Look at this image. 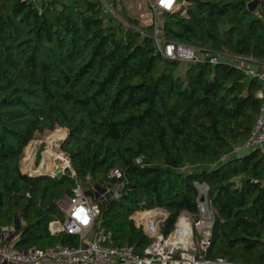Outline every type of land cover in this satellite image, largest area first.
<instances>
[{"label":"trees","instance_id":"1","mask_svg":"<svg viewBox=\"0 0 264 264\" xmlns=\"http://www.w3.org/2000/svg\"><path fill=\"white\" fill-rule=\"evenodd\" d=\"M251 1L186 0L164 13L161 36L262 63L264 0L255 13ZM105 16L99 0H52L41 12L0 0V229L14 227L20 249L79 244L49 230L64 219L58 201L72 195L71 171L58 179L21 170L36 133L61 127L72 170L94 186L89 197L125 183L118 200L99 204L95 229L108 245L143 254L150 239L132 215L164 209L171 233L183 211L197 212L198 181L217 212L208 258L264 264V155L234 153L259 114L260 82L226 60L186 63L180 74L183 62L162 56L154 26L120 28Z\"/></svg>","mask_w":264,"mask_h":264},{"label":"built area","instance_id":"2","mask_svg":"<svg viewBox=\"0 0 264 264\" xmlns=\"http://www.w3.org/2000/svg\"><path fill=\"white\" fill-rule=\"evenodd\" d=\"M23 1L33 4L41 12L45 3L52 0ZM99 1L103 6V12L112 18H116L117 0ZM181 1L147 0L152 13L175 12L181 9H178ZM182 3L183 6L187 5L186 0H183ZM158 33L161 34V30L158 31V27L157 29L155 27L154 38L158 50L166 59L183 63H202L209 60L211 64L226 60L244 70L247 76L260 82L261 89L256 94L257 98L261 100L259 114L247 141L236 148L234 153L259 150L264 155V68L251 67L249 63L254 61L251 58L228 57L221 54L211 55L202 48L165 41ZM140 162L139 160L138 163ZM68 167L72 171V177H74L75 173L70 162ZM61 170L66 172L65 168H61ZM52 177L56 176L53 175ZM109 177L119 180L122 179L123 175L119 170H112ZM85 185L94 189V186L89 185V183ZM124 185V182L116 184L118 187L116 192L110 191L107 186L106 193L101 194L96 201L87 195L89 190L85 189L84 184L81 181H76L72 195L67 197V207L65 209L61 207L64 214L63 221L54 220L50 223L49 230L54 236L68 233L78 237L79 244L77 246L57 244L47 248L20 249L15 246L16 239H12L15 228L2 227L0 229V264H230L224 258H208L217 212L210 197V185L206 182L197 181L194 183L197 190V212L183 211L173 231L169 234L164 231L165 223L169 217L166 210L138 211L132 215L131 219L136 227L141 228L150 239L149 246L143 254L136 253L132 247L108 245L107 235L95 229V222L100 214L99 204L107 201L108 197L119 199ZM153 211H158L160 214L155 216L150 223L141 221L138 224L137 217L139 214Z\"/></svg>","mask_w":264,"mask_h":264},{"label":"rangeland","instance_id":"3","mask_svg":"<svg viewBox=\"0 0 264 264\" xmlns=\"http://www.w3.org/2000/svg\"><path fill=\"white\" fill-rule=\"evenodd\" d=\"M182 2H183V0L181 1V4L179 5L178 9L183 6ZM117 5L118 6L115 7L117 15L115 14L116 18H114L115 20L112 21L114 23V25L117 26V27L130 28L131 26L132 27L135 26L136 29H141V28H147L149 26H154V27H156V29L158 27V31H160L161 26L164 23V16H163L164 13H162V12L152 13L151 10L149 9L147 0H117ZM105 17L109 18L108 15L105 16ZM134 22H136L137 24H135ZM158 34L161 35L160 33H158ZM185 64L186 63H183L182 68L179 70L180 74L185 72V68H184ZM60 130H62L64 132V139L60 141L58 151H60L62 154H64L66 159L69 162V157L70 156L62 148V145H63V143L65 142V140L67 139V136H68V133L66 132L67 130L64 129V128H61V127H57L54 131H45L43 133H36L34 139L29 143L28 146L33 145V147L35 149L34 150V156H35L34 161L35 162H34V165H33L34 166L33 168L35 170L40 168L41 165L44 162L45 152H46V149H47V142H46L47 137H50L51 135H53L54 133H56L57 131H60ZM25 149H24L23 157H22V161H21V170H22V172L24 174H27V175H30V176H32V175L36 176V174H31L29 172H26L24 170V168H23L22 163H23V159H24V156H25ZM68 170H70V169H68ZM46 173H50V172L46 171ZM71 173H72V171H71ZM74 178H75L76 181H79L78 178H76V174H75ZM82 183L84 184V187H85V189L87 191L89 190V192H92L93 189L91 187L88 188V186L85 185V182H82ZM107 186H108V189H110V191H112V192L113 191L116 192L117 189H118V187L116 185H110V184L106 183L103 186V189L105 191L108 190L106 188ZM68 196L69 195L63 196L58 201V205L60 207H62V209H65L67 207V203H68L67 197ZM94 196H95V199H97V194L96 193H94ZM111 198H112V200H118L116 198L113 199V197H111ZM157 209H160V208H157Z\"/></svg>","mask_w":264,"mask_h":264},{"label":"bare ground","instance_id":"4","mask_svg":"<svg viewBox=\"0 0 264 264\" xmlns=\"http://www.w3.org/2000/svg\"><path fill=\"white\" fill-rule=\"evenodd\" d=\"M64 139V132L62 130L57 131L50 137H47V149L45 152V159L40 168L34 169V147L33 145L28 146L25 149V156L23 159V168L26 172L31 174H50L54 171L55 168H66L69 166V162L66 159L65 155L58 151L60 141ZM33 144V143H32ZM38 149V148H37ZM49 171L50 173H46ZM44 172V173H43ZM158 211L147 212L146 214L141 215V221L150 223L152 219L159 215Z\"/></svg>","mask_w":264,"mask_h":264},{"label":"water","instance_id":"5","mask_svg":"<svg viewBox=\"0 0 264 264\" xmlns=\"http://www.w3.org/2000/svg\"><path fill=\"white\" fill-rule=\"evenodd\" d=\"M260 3H261V0H253L251 1L249 4H248V9L251 13H255L259 6H260ZM68 133V131H67ZM69 162H70V157H69ZM69 169V167L65 168V171H67ZM55 175L56 178L58 179H61L64 175H65V172H63L61 169L59 168H55L54 171H52V173L49 174H37L36 176H53ZM33 176V175H32ZM35 177V176H33ZM77 178V176H76ZM55 236H58V235H55Z\"/></svg>","mask_w":264,"mask_h":264},{"label":"crops","instance_id":"6","mask_svg":"<svg viewBox=\"0 0 264 264\" xmlns=\"http://www.w3.org/2000/svg\"><path fill=\"white\" fill-rule=\"evenodd\" d=\"M249 65H250L251 67H254V68H258V67L264 68V62L259 63V62H256V61H251V62L249 63Z\"/></svg>","mask_w":264,"mask_h":264}]
</instances>
